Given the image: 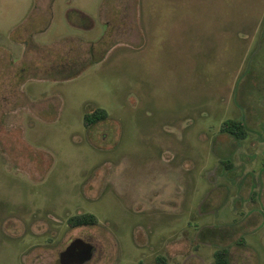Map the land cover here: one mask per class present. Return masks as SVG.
I'll return each mask as SVG.
<instances>
[{"label":"rangeland","instance_id":"374dc122","mask_svg":"<svg viewBox=\"0 0 264 264\" xmlns=\"http://www.w3.org/2000/svg\"><path fill=\"white\" fill-rule=\"evenodd\" d=\"M106 1L0 0V264H264V0Z\"/></svg>","mask_w":264,"mask_h":264},{"label":"trees","instance_id":"16d2710c","mask_svg":"<svg viewBox=\"0 0 264 264\" xmlns=\"http://www.w3.org/2000/svg\"><path fill=\"white\" fill-rule=\"evenodd\" d=\"M76 48L79 49V47H76ZM92 56L94 57L92 46L87 47L84 45V70L90 67L91 65H93L94 63L99 62L100 60L99 58L97 60L96 59L92 60L93 59L91 58ZM82 58H83L82 54L77 55L76 61L74 60L68 61V58L65 57L67 61L64 59L63 63L60 64L61 68L59 69H63V71L64 70L68 71V70L76 69L78 67L80 68L82 67L81 63L83 62ZM90 58L91 60H88ZM78 60L80 61L78 62ZM57 63H54V64L56 65ZM58 71L60 72V70ZM107 117H108L107 113L104 110L98 109L94 111L92 114H85L83 117V123L85 127H89L96 122L105 121ZM219 132L220 134L229 135L238 141L244 140L247 136V132L245 130L243 123L240 121H236L234 119H228V120L223 121L220 124ZM225 164H227V166H230L228 163H225ZM97 225H98V222L95 216H93L92 214H88V213L76 215L67 220V226L70 229H76L79 227H94ZM212 259H213V264H230L229 252L225 248L216 249L213 252ZM156 261L159 264H164V261L159 257L156 259ZM138 264H143V263L139 262Z\"/></svg>","mask_w":264,"mask_h":264},{"label":"water","instance_id":"95a60500","mask_svg":"<svg viewBox=\"0 0 264 264\" xmlns=\"http://www.w3.org/2000/svg\"><path fill=\"white\" fill-rule=\"evenodd\" d=\"M92 246L77 239L58 255L55 264H85L91 260Z\"/></svg>","mask_w":264,"mask_h":264},{"label":"crops","instance_id":"0c3cea01","mask_svg":"<svg viewBox=\"0 0 264 264\" xmlns=\"http://www.w3.org/2000/svg\"><path fill=\"white\" fill-rule=\"evenodd\" d=\"M120 0H107L105 4L108 5L107 9H115V8H119L121 6L120 4ZM129 0H123L122 4H127L129 3ZM48 6V3H45ZM112 4V5H111ZM114 4V5H113ZM104 6V5H103ZM110 7V8H109ZM103 8V7H102ZM125 9H127L126 6H124ZM104 9V8H103ZM102 10V9H101ZM84 16H88L87 14L84 13ZM103 20V19H102ZM104 24H106L108 26V24L106 22L103 21ZM85 25V24H84ZM84 31H85V26H84ZM93 49V47H92ZM93 51H95V49H93Z\"/></svg>","mask_w":264,"mask_h":264},{"label":"flooded vegetation","instance_id":"af4514ba","mask_svg":"<svg viewBox=\"0 0 264 264\" xmlns=\"http://www.w3.org/2000/svg\"><path fill=\"white\" fill-rule=\"evenodd\" d=\"M75 240H77V239H75ZM75 240H73V241H75ZM80 240H82V239H80ZM73 241H71V242H73ZM82 241L85 242V243H88V242H86V241H84V240H82ZM71 242H70V243H71ZM70 243H69V245H70ZM66 248H67V247H66ZM66 248H65V249H66ZM65 249H64V250H65ZM64 250H63V251H64ZM63 251H62V252H63ZM93 251H94V249H93V247H92V253H93ZM60 253H61V252H60ZM60 253H59V254H60ZM59 254H58V255H59ZM57 259H58V258H57ZM55 262H56V261H55ZM54 264H55V263H54Z\"/></svg>","mask_w":264,"mask_h":264}]
</instances>
